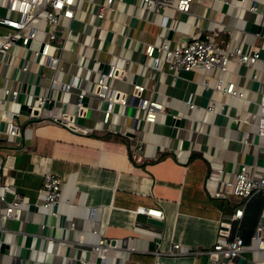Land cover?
Listing matches in <instances>:
<instances>
[{
    "label": "crops",
    "instance_id": "crops-1",
    "mask_svg": "<svg viewBox=\"0 0 264 264\" xmlns=\"http://www.w3.org/2000/svg\"><path fill=\"white\" fill-rule=\"evenodd\" d=\"M100 1L80 0L78 18H61V40L67 33L61 69L79 72L80 85L88 88L95 70L100 69H94L95 62L116 64L123 71L111 84L126 93L129 103L115 105L117 112L109 116L104 130L88 133L48 119L29 120L20 144L9 149L23 151L22 164L10 162L4 177L0 163V192L3 185H10L28 198L21 204L19 218L3 221L1 238L7 248L0 250V264H75L85 251L81 261L86 264L263 261L264 248L257 246L252 234L244 237L243 250L231 259L215 260L198 252L212 248L219 221L233 211L230 199L213 196L216 185L208 179L213 163L223 166L227 179L233 178L241 163L248 165L253 176L264 168V139L256 133L264 78L259 64L230 58L226 78L243 91L239 97L213 88L216 70L156 69L149 65L143 49L148 42L176 44L216 29L222 44L243 51L258 49L264 57V0H193L188 12L169 4L148 8L142 0H113L112 9L97 17ZM253 4L254 10L250 9ZM163 16L165 25L161 24ZM252 24L259 26L258 32L251 31ZM44 37L38 32L31 45L38 47ZM44 73L40 83L48 81L51 71L44 69ZM134 82L146 87V97L162 104L153 122L145 121L143 112L129 99ZM63 96L70 102L68 110L75 112V93ZM29 98L22 94L20 101ZM64 101L57 106L66 108ZM88 104L86 116L77 122L85 128L97 127L100 100L91 97ZM209 104L214 110H207ZM9 106L21 109L18 103ZM171 108L186 117L184 127L164 123V113ZM17 119L22 127L27 121L23 115ZM47 170L61 179L54 208L42 205L40 189ZM10 195L7 190V198ZM31 203L35 208H30ZM139 206L159 208L163 216L138 212ZM258 226L264 238V205L254 231ZM100 238L108 246L102 257L92 248Z\"/></svg>",
    "mask_w": 264,
    "mask_h": 264
},
{
    "label": "built area",
    "instance_id": "built-area-1",
    "mask_svg": "<svg viewBox=\"0 0 264 264\" xmlns=\"http://www.w3.org/2000/svg\"><path fill=\"white\" fill-rule=\"evenodd\" d=\"M80 0H2L0 1L6 13L0 12V139L19 145L21 142L23 127L15 118L23 115L26 120L40 121L48 119L69 128L72 131L88 133L93 129L104 130L109 116L115 112V105L125 106L129 103L126 93L115 88L111 81L119 78L123 71L122 67L110 64L107 72L101 69L95 70L90 86L80 85L81 75L79 72L67 73L61 69V53L65 48L64 39L57 40L63 35L60 25L61 18H78ZM193 0H142L145 7L173 5L177 10L188 12ZM94 2V0H93ZM113 0H102L98 2L97 17H104L108 9H112ZM255 4L250 9H255ZM161 24L165 25L163 16ZM48 26V28L46 27ZM38 32L45 34L44 39L38 47L31 45L37 40ZM69 32V29L68 31ZM219 30L213 29L203 36H194L184 42L171 44L162 43L158 46L152 42L144 45L143 53L148 58L149 65L156 69L166 66L169 69H182L189 71L200 68L202 70H216L214 89L235 96H243V91L235 87L234 81H229L226 74L229 71V60L235 57L238 61L255 65L259 64V70L264 74V57L258 49L243 51L239 46L222 44L218 39ZM19 40V41H18ZM155 51L157 54H155ZM44 69L51 73L47 75L45 83L39 79L45 75ZM258 70L253 73L257 76ZM209 86L207 81H204ZM31 86V90L29 89ZM146 87L141 83L132 86L129 99L132 100L137 109L143 112V119L153 122L157 112L161 110L162 104L144 95ZM74 92L75 99L72 102L76 111L68 110L70 102L64 101V93ZM30 96L28 101H20L21 95ZM100 100L101 124L93 128H85L78 124L79 117L86 116L89 98ZM84 98H87L84 101ZM64 101L66 108H60L57 103ZM189 106L194 103L188 99ZM52 103L48 106V103ZM18 103L25 104L28 113L20 112L9 105ZM259 113L256 121V133L264 139V78L259 90ZM207 110H214L209 104ZM93 109V108H92ZM117 131V129H106ZM264 148V144H263ZM264 151V149H263ZM223 166L213 163L208 172V179L215 182L216 187L213 196L227 198L233 202V211L221 221L217 228V241L212 248L199 250L205 252L212 259L223 257L231 259L238 255L244 248V241L238 232L239 222L243 215L244 207L249 198L256 192L264 194V168L258 176L251 175L249 167L241 163L233 178L223 177ZM7 190L11 191L9 198ZM41 192L43 194L42 205L50 207L58 201L61 190V179L50 170L43 173ZM234 197V198H233ZM233 198V199H231ZM26 196L16 192L14 187L3 185L0 192V241L5 232L3 221L6 218H19L21 204L28 201ZM1 201L5 205H1ZM138 212H143L158 218L163 216L159 208H147L139 206ZM252 239L257 240V246L264 248V238L260 232V226L256 227ZM48 240H51L50 238ZM178 247V243L173 244ZM104 238H100L92 248L101 257L107 249ZM251 264H264L263 261Z\"/></svg>",
    "mask_w": 264,
    "mask_h": 264
},
{
    "label": "water",
    "instance_id": "water-1",
    "mask_svg": "<svg viewBox=\"0 0 264 264\" xmlns=\"http://www.w3.org/2000/svg\"><path fill=\"white\" fill-rule=\"evenodd\" d=\"M251 31L258 32L259 31V26L256 25V24H252L251 25ZM155 54H157L156 51H155ZM93 66H94V69L100 68L104 72H107V70L109 69V64L103 63V62H95ZM86 99L87 98H84V101ZM51 104H52L51 102L48 103V106H50ZM28 111H29L28 107L25 104H22L20 112L28 113ZM186 120H187L186 117L181 115L179 113L178 109H175V108H171L168 112L164 113V123L167 124V125H174V126H178V127H184ZM29 206H30V208H35L36 205L31 203ZM54 207H55V204H53V208ZM5 248H7L6 244L3 241L0 242V250H1V252H3L5 250ZM86 252L87 251L81 252L80 256L78 258H76L75 264H86V263L81 261V260L85 259Z\"/></svg>",
    "mask_w": 264,
    "mask_h": 264
},
{
    "label": "trees",
    "instance_id": "trees-1",
    "mask_svg": "<svg viewBox=\"0 0 264 264\" xmlns=\"http://www.w3.org/2000/svg\"><path fill=\"white\" fill-rule=\"evenodd\" d=\"M264 205V194L261 192L254 193L247 201L244 210L243 218L240 221L238 232L244 241V237L251 236L254 232L255 224L261 209ZM251 226V227H249Z\"/></svg>",
    "mask_w": 264,
    "mask_h": 264
},
{
    "label": "rangeland",
    "instance_id": "rangeland-1",
    "mask_svg": "<svg viewBox=\"0 0 264 264\" xmlns=\"http://www.w3.org/2000/svg\"><path fill=\"white\" fill-rule=\"evenodd\" d=\"M3 13H6V12L3 11ZM57 40H61V38L58 37ZM15 122H19V119L15 118ZM28 124H29V120H27L25 122V125L23 126V128H25V126L28 125ZM17 146L18 145H16L13 142H7L5 140L0 139V163H1L2 167H3V171L2 172H3V176L4 177L6 176V173L4 172V169H6L7 165L10 164V162H13L15 165H19L20 162L22 164V162L24 160L23 151L18 152V153H14L13 149H12V152L9 151V149H11V148H15L16 149Z\"/></svg>",
    "mask_w": 264,
    "mask_h": 264
}]
</instances>
